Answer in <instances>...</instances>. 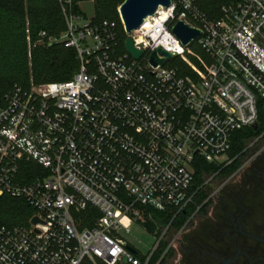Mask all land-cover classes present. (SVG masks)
I'll use <instances>...</instances> for the list:
<instances>
[{
	"label": "built area",
	"instance_id": "built-area-1",
	"mask_svg": "<svg viewBox=\"0 0 264 264\" xmlns=\"http://www.w3.org/2000/svg\"><path fill=\"white\" fill-rule=\"evenodd\" d=\"M58 1L67 29L48 42L74 48L80 69L66 81L16 84L0 106V196L33 208L25 223H0V264H148L171 226L161 230L150 210L176 217L194 204L197 157L230 164L221 157L235 132L258 122L264 0H226L215 17L199 0H172L132 32L120 13L122 27L87 17L82 0ZM181 20L202 30L189 45L173 32ZM158 47L173 58L152 64ZM91 207L100 215L80 228L76 214ZM130 219L160 231L144 263L126 247Z\"/></svg>",
	"mask_w": 264,
	"mask_h": 264
},
{
	"label": "trees",
	"instance_id": "trees-1",
	"mask_svg": "<svg viewBox=\"0 0 264 264\" xmlns=\"http://www.w3.org/2000/svg\"><path fill=\"white\" fill-rule=\"evenodd\" d=\"M124 1L94 0L93 20L116 21L122 27L118 11ZM225 2L226 0H199V5L210 16L215 17L219 16L220 8ZM74 8L80 11L77 3ZM66 29V18L58 0H0V106L3 105L5 95L16 84L29 86L31 79L37 84L66 81L79 71L80 62L74 48L65 47L60 41L48 42V37L59 38ZM43 31L47 33L45 39L41 36ZM122 38L124 40L125 35ZM195 48L203 53L201 48ZM258 107V129L249 126L234 134L232 148L228 152L229 158L234 159L232 163H210L197 157L191 188L192 191H197L194 204L176 217L173 209L166 212L150 210L161 230L169 224L171 229L179 230L198 206H201L198 213H207L210 201H206L208 192L204 185L205 178L219 174L224 179L240 168L248 145L264 132L263 100L259 101ZM32 213L33 208L25 201L8 194L0 196V223L8 226L25 223ZM99 215L97 209L88 208L76 214L77 223L80 228L92 226L94 218ZM168 247L169 241L163 239L148 264H162L166 260L163 258L164 253L170 250ZM137 257L142 263L146 260L143 254L138 253ZM81 264L95 263L86 258Z\"/></svg>",
	"mask_w": 264,
	"mask_h": 264
},
{
	"label": "flooded vegetation",
	"instance_id": "flooded-vegetation-1",
	"mask_svg": "<svg viewBox=\"0 0 264 264\" xmlns=\"http://www.w3.org/2000/svg\"><path fill=\"white\" fill-rule=\"evenodd\" d=\"M257 143L230 184L210 201V213L170 245L162 264H264V135Z\"/></svg>",
	"mask_w": 264,
	"mask_h": 264
},
{
	"label": "water",
	"instance_id": "water-1",
	"mask_svg": "<svg viewBox=\"0 0 264 264\" xmlns=\"http://www.w3.org/2000/svg\"><path fill=\"white\" fill-rule=\"evenodd\" d=\"M172 0H125L119 7V13L124 21L125 28L127 32H132L140 28L148 16L154 15L160 6L168 7L170 6ZM173 32L181 40L184 45L191 44L196 40L201 34L202 30L197 27H192L185 23L184 21H178L174 27ZM127 50L135 57L139 58L143 51L135 47L132 37H127L125 41ZM159 53L163 57H159ZM173 54L162 47H158L153 51L151 55V63L154 65L163 64L166 60L172 59ZM254 129H258L259 124L256 122L252 126ZM40 219L34 217L32 223L36 224ZM144 226L151 232L156 233L157 225L150 219H146ZM134 254L138 253V250L128 244L126 246Z\"/></svg>",
	"mask_w": 264,
	"mask_h": 264
},
{
	"label": "rangeland",
	"instance_id": "rangeland-1",
	"mask_svg": "<svg viewBox=\"0 0 264 264\" xmlns=\"http://www.w3.org/2000/svg\"><path fill=\"white\" fill-rule=\"evenodd\" d=\"M80 6H81L82 11L87 15V17L93 18L95 16L94 0H82L80 3ZM257 145H258L257 141L254 143L251 142L247 147V151H248L247 155H249L251 153V150L255 149ZM244 157H243L244 160L241 166L243 165L244 161L247 159L245 155ZM221 160H223V162L228 161L230 163L228 155L222 156ZM238 170H236L235 172H233L231 175H229L228 177L224 179L221 178L219 174L207 176L204 181L205 188L208 192V198L206 201H214V198L219 196L220 192L227 185L230 184V181H232V179L234 178V175L236 174ZM208 213H210V206L208 207L206 214ZM206 214H201L200 212L197 213V215L193 219L194 223L193 224L191 223L192 225L188 224L187 226L182 227L179 230L168 228L165 232L166 233L165 239L169 241V244H172L177 238H182L185 234L189 233L192 229L197 227L200 220L203 219V217H205ZM127 222L129 226L131 227V232L124 235L125 239L129 243H131V245H133L139 251L140 254H143V255L147 254L150 250L153 249L154 245L158 242L160 238V231H158V233H151L144 226L143 222H141L140 220L138 221V220L130 219ZM174 245H176L178 249V245L176 242ZM171 259L172 258H170L169 261Z\"/></svg>",
	"mask_w": 264,
	"mask_h": 264
}]
</instances>
